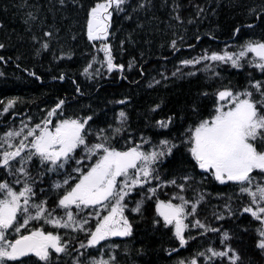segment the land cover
I'll list each match as a JSON object with an SVG mask.
<instances>
[{
  "label": "trees",
  "instance_id": "trees-1",
  "mask_svg": "<svg viewBox=\"0 0 264 264\" xmlns=\"http://www.w3.org/2000/svg\"><path fill=\"white\" fill-rule=\"evenodd\" d=\"M95 2L98 0H0V134L18 130L22 121L29 127L40 123L49 110L64 100L62 114L58 112L53 123L57 118L91 116L87 125L89 144L99 142L96 133L103 129L111 137L110 144L121 151L144 139L150 141L144 144L145 151L163 139L172 140L177 147L157 163L160 181L153 180L127 198L125 215L132 225L131 236L110 237L94 248H81V243H87L86 232L54 229L43 221H33L29 230L43 227L45 231L59 232L68 252H53L48 262L30 255L22 262L9 264H88L91 257L101 255L105 259L114 256V264H190L192 260L209 264L207 249L224 248L220 242L223 232L231 237L226 243L241 257L238 264H264V251L255 246L259 222L242 212L250 203L249 197L239 193L237 184H221L211 172L199 169L183 142L190 127L214 115L218 91H244L250 81L264 80V73L247 63L253 54L245 58L242 68L211 61L195 66L181 64L205 52L235 53L249 41H264V0H127L122 12L113 13L107 41L112 46L114 62L124 65L123 71L109 73L100 63H93L89 76L84 69L93 57L103 60V53L98 51L100 42H90L86 35L88 12ZM45 43L47 49L43 48ZM209 63L219 75L203 71ZM177 68L183 74L173 76ZM96 69H100L99 74ZM254 98L260 99L259 94L254 92ZM9 100L17 102L4 113ZM121 111L127 116L123 125L118 121ZM168 117L173 118L168 128L157 126V121ZM115 128L123 130L114 135ZM82 157L83 148L77 150L64 170L56 173L47 172L34 158L28 168L36 180V202L46 200L47 207L55 209L75 179L61 189L53 185L63 183L68 176L78 177L73 169L77 167L75 160ZM95 159L85 158V170ZM253 175L257 183L264 182V173L257 171ZM185 176L191 179L185 182ZM15 178L0 169V180L11 183ZM172 179L177 185L184 183V191L166 183ZM161 182L165 186L148 199V188ZM15 187L18 190L22 185ZM174 194L192 202L203 195L195 215L187 217L185 223L199 220L220 232L189 227L185 231L188 243L181 247L173 235V226L165 227L156 212L157 200L168 201ZM142 199L141 211H131ZM56 215H63L62 210H57ZM94 226L95 220H90L87 227ZM211 264L229 261L220 258Z\"/></svg>",
  "mask_w": 264,
  "mask_h": 264
},
{
  "label": "snow or ice",
  "instance_id": "snow-or-ice-1",
  "mask_svg": "<svg viewBox=\"0 0 264 264\" xmlns=\"http://www.w3.org/2000/svg\"><path fill=\"white\" fill-rule=\"evenodd\" d=\"M126 3L127 0H98L89 9L86 35L90 42H100L98 51L103 53V60L93 57V61L84 69V74L92 75L89 70L92 69L93 63H100L109 73L114 70L123 71L124 65L114 62L112 46L107 41L111 35L109 29L113 13L122 12ZM172 46L175 48V41ZM43 48L47 49L48 45L45 43ZM249 54H253L252 59L247 61L249 66L264 73V41H249L235 53L227 50L210 54L205 52L200 57L183 60L181 64L195 66L203 61H211L242 68V62ZM99 71L100 69H96V74H99ZM203 71L219 75L210 63L205 65ZM178 73L183 74L180 68H177L173 76ZM249 89H254L260 99H255L254 92ZM216 96L218 102L214 115L200 121L194 128L190 127L183 142L188 145L187 150L199 169L211 172L221 184H237L239 193L249 197L250 203L242 212L250 214L259 222L255 229L258 237L255 246L264 251V182L257 183L253 175L257 171L264 173V80L250 81L249 88L244 91L234 92L227 88L218 91ZM221 101L223 103H220ZM16 102L9 100L4 105L3 112H9ZM64 103V100H60L47 112L46 117L34 126L29 127L22 121L18 130L9 129L0 134V169L5 170L8 176L16 177L11 183L7 179L0 180V264L22 262L30 255L48 262L53 252H68L66 242L59 232L45 231L43 227L29 230L33 221H43L54 229L73 228L86 232L87 243H81V248H94L110 237L131 236L132 225L125 215L128 208L127 198L134 191L151 184L153 180L160 181L156 165L171 155L177 147L172 140L163 139L145 151L144 144H150V141L144 139L142 143L121 151L110 144L111 137L105 135L103 129L96 133L99 142L89 144L87 125L92 119L91 116L57 118L53 123V117H57L58 112L62 114ZM126 119V113L121 111L118 121L123 125ZM172 121L173 118L168 117L167 120L157 121V126L168 128ZM122 130L115 128L113 134H119ZM18 137L22 138L17 142ZM81 148L85 157L75 160L77 167L73 169L78 177L68 176L63 183L56 182L53 185L54 188L61 189L69 185L70 180L75 179L74 184L69 185V190L59 198L56 208L49 209L46 200L36 202V180L31 176L28 165L36 158L47 172L56 173L64 170ZM93 157H96L95 162L85 170V158L91 161ZM190 179L188 176L183 177L185 182ZM166 183L177 186L181 192L184 191V183L177 185L175 179ZM15 185L22 187L17 190ZM163 186L165 183L161 182L156 187H149L147 198L151 199L158 188ZM203 199V195H200L192 202L182 195L174 194L168 201L157 200V215L163 219L165 227L173 226V235L181 247L188 243L185 231L189 227L201 228L205 232H220V229L210 228L199 220L185 223L187 217L195 215L197 206ZM173 200H179L180 203H173ZM142 203L143 199L137 201L131 211L139 213ZM188 205H191L190 211L187 210ZM57 210H62L63 215H56ZM85 210H88L87 214L83 215ZM229 212L231 213L230 209ZM90 220H95L94 228L87 227ZM12 233L16 235L10 239ZM230 239L229 234L223 232L220 242L224 248L207 249L209 264L220 258H226L229 264H238L241 259L239 253L226 243ZM200 255L204 256L205 253ZM114 261V256L105 259L101 255L99 258L91 257L88 264H114ZM76 264L80 262L76 261ZM190 264L197 262L192 260Z\"/></svg>",
  "mask_w": 264,
  "mask_h": 264
}]
</instances>
